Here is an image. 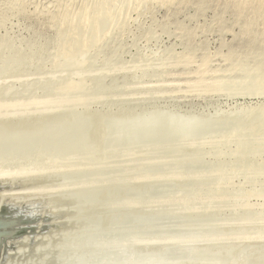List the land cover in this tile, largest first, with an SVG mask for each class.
Returning a JSON list of instances; mask_svg holds the SVG:
<instances>
[{
  "label": "rangeland",
  "instance_id": "1",
  "mask_svg": "<svg viewBox=\"0 0 264 264\" xmlns=\"http://www.w3.org/2000/svg\"><path fill=\"white\" fill-rule=\"evenodd\" d=\"M263 64L264 0H0V264H264Z\"/></svg>",
  "mask_w": 264,
  "mask_h": 264
},
{
  "label": "water",
  "instance_id": "2",
  "mask_svg": "<svg viewBox=\"0 0 264 264\" xmlns=\"http://www.w3.org/2000/svg\"><path fill=\"white\" fill-rule=\"evenodd\" d=\"M13 188L14 186L7 182H0V192L11 191ZM31 219L32 215L24 214L23 206L12 203L10 199L0 203V242L11 235L21 234L22 229L29 226L26 223H30Z\"/></svg>",
  "mask_w": 264,
  "mask_h": 264
},
{
  "label": "bare ground",
  "instance_id": "3",
  "mask_svg": "<svg viewBox=\"0 0 264 264\" xmlns=\"http://www.w3.org/2000/svg\"><path fill=\"white\" fill-rule=\"evenodd\" d=\"M262 56V55H261ZM262 65V64H261ZM264 65V64H263ZM263 68V67H262Z\"/></svg>",
  "mask_w": 264,
  "mask_h": 264
}]
</instances>
